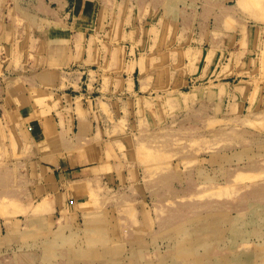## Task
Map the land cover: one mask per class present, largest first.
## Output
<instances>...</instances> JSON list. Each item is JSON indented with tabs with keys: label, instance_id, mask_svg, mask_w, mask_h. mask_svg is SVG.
Here are the masks:
<instances>
[{
	"label": "crops",
	"instance_id": "obj_1",
	"mask_svg": "<svg viewBox=\"0 0 264 264\" xmlns=\"http://www.w3.org/2000/svg\"><path fill=\"white\" fill-rule=\"evenodd\" d=\"M237 7V0H0V199L43 222L69 214L92 223L104 214L95 196L102 201L111 181L128 176L103 131L109 112L100 103L158 88L167 95L190 82L198 98L239 103L243 93L254 113L264 112V57L245 59L250 73L236 78L241 41L246 56L264 53V2L257 18Z\"/></svg>",
	"mask_w": 264,
	"mask_h": 264
},
{
	"label": "rangeland",
	"instance_id": "obj_2",
	"mask_svg": "<svg viewBox=\"0 0 264 264\" xmlns=\"http://www.w3.org/2000/svg\"><path fill=\"white\" fill-rule=\"evenodd\" d=\"M263 2L237 0V8L257 18ZM239 45L237 79L250 73L245 59L264 57ZM189 85L100 103L128 179L95 196L104 214L92 223L69 214L43 222L0 199V264H264V112L243 93L239 103L218 102Z\"/></svg>",
	"mask_w": 264,
	"mask_h": 264
},
{
	"label": "bare ground",
	"instance_id": "obj_3",
	"mask_svg": "<svg viewBox=\"0 0 264 264\" xmlns=\"http://www.w3.org/2000/svg\"><path fill=\"white\" fill-rule=\"evenodd\" d=\"M99 105V104H98Z\"/></svg>",
	"mask_w": 264,
	"mask_h": 264
}]
</instances>
